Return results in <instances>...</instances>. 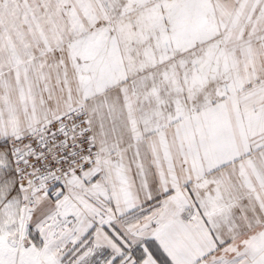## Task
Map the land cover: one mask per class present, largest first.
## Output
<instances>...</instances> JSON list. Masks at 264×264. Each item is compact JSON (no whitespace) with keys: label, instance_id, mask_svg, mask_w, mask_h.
I'll return each instance as SVG.
<instances>
[{"label":"snow or ice","instance_id":"snow-or-ice-1","mask_svg":"<svg viewBox=\"0 0 264 264\" xmlns=\"http://www.w3.org/2000/svg\"><path fill=\"white\" fill-rule=\"evenodd\" d=\"M0 264H264V0H0Z\"/></svg>","mask_w":264,"mask_h":264}]
</instances>
